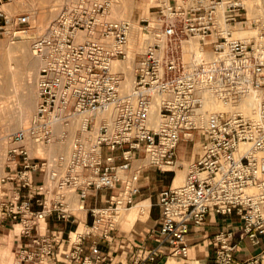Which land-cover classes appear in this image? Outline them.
I'll return each instance as SVG.
<instances>
[{
  "label": "built area",
  "instance_id": "built-area-1",
  "mask_svg": "<svg viewBox=\"0 0 264 264\" xmlns=\"http://www.w3.org/2000/svg\"><path fill=\"white\" fill-rule=\"evenodd\" d=\"M13 1L0 0V39L31 27L29 13L7 10ZM116 3L65 0L33 40L36 110L7 137L12 159L1 179L9 188L0 224L29 239L13 264H52L57 240L48 217L69 221L86 209L93 220L77 224L65 254L80 259L86 239L107 238L137 204L147 167L186 173L159 193L160 243L122 264H165L163 245L187 256L188 233L209 212L241 221L215 233L213 264H264V248L237 254L264 238V0H150L137 21L138 47L135 21L110 18ZM182 142L198 145L199 158L180 160ZM97 190L114 192L85 208Z\"/></svg>",
  "mask_w": 264,
  "mask_h": 264
},
{
  "label": "crops",
  "instance_id": "crops-1",
  "mask_svg": "<svg viewBox=\"0 0 264 264\" xmlns=\"http://www.w3.org/2000/svg\"><path fill=\"white\" fill-rule=\"evenodd\" d=\"M184 142L180 143L179 159L184 162L193 161V156L185 157L182 149ZM173 173L162 171L154 167H147L141 174L139 181L141 190L137 197V203L149 202L150 206L143 215L137 213L130 215L128 211L118 225L112 229L107 238H99L94 235L84 241L83 252L78 260H69L65 254L72 249L69 237L80 222L81 226L92 222V216L86 209L76 212L75 217L69 221L58 220L56 214L48 217V228L54 231L57 240V252L52 264H83L85 258L95 259L96 255L102 257L101 264H122L129 262L141 250L142 247L158 245L161 241L160 207L158 205L159 193L172 182ZM114 190L93 191L84 202L85 208L106 203V198ZM241 221L235 214L222 215L209 212L206 220L201 225H193L187 236L189 252L187 256H174L170 254V248L163 245L159 252V259L165 264H213L214 261V235L218 230L237 228ZM18 226H11L7 222L0 224V264H13L17 259V248L27 245L28 237L19 235ZM96 244L97 252H94ZM264 248L262 244L251 247L240 245L238 255L247 257L260 253ZM6 253V255H2Z\"/></svg>",
  "mask_w": 264,
  "mask_h": 264
},
{
  "label": "rangeland",
  "instance_id": "rangeland-1",
  "mask_svg": "<svg viewBox=\"0 0 264 264\" xmlns=\"http://www.w3.org/2000/svg\"><path fill=\"white\" fill-rule=\"evenodd\" d=\"M117 1L110 13L111 19H128L135 21L136 24L140 18L148 15L150 0ZM64 2L65 0H14L6 6L12 14L29 13L32 23L30 29L19 38L14 39L7 35L0 39V47H4L3 52H0V202L3 193H6L9 188L1 181L7 172V164L11 163L12 159L11 155L7 153V137L27 124L36 110L38 100L36 77L40 63L33 54L32 43L37 36L45 31ZM132 39L134 46L138 47L140 32L138 37L133 36ZM21 42L27 44L26 53L16 49V46ZM127 65L130 68L126 71L128 86L126 89L131 86L133 79V63L129 62ZM196 149L200 156L201 150L198 145L193 147L191 143L184 142L182 151L185 157H190L194 155ZM59 150V148L55 149L56 152ZM199 156L196 154L192 160ZM171 172L173 173L172 182L174 181V185H177L182 181L186 170L179 167L176 171ZM130 211L132 212L129 217L137 213L142 215L145 213L140 206H134ZM2 255H6V253Z\"/></svg>",
  "mask_w": 264,
  "mask_h": 264
},
{
  "label": "bare ground",
  "instance_id": "bare-ground-1",
  "mask_svg": "<svg viewBox=\"0 0 264 264\" xmlns=\"http://www.w3.org/2000/svg\"><path fill=\"white\" fill-rule=\"evenodd\" d=\"M118 2V1H117ZM140 32V25L139 24H134V33L132 34V37L134 36V37H138V33ZM25 40V39H24ZM6 48V47H5ZM26 48H27V44L26 43H20V44H18L17 46H16V49L17 50H19V51H22L23 53H26ZM3 50H4V47H0V52L2 51L3 52ZM31 56V55H30ZM127 78V77H126ZM197 150V149H196ZM196 150H195V155L194 156H196V154L199 156V152H198V150H197V153H196ZM135 206H140L141 207V209H142V211L143 212H147L148 211V209H149V206H150V204H149V202H143V203H140V204H136Z\"/></svg>",
  "mask_w": 264,
  "mask_h": 264
}]
</instances>
